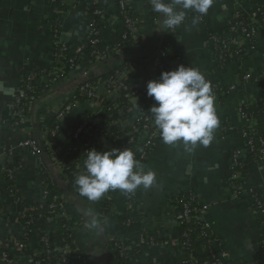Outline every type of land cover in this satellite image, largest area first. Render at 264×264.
Returning <instances> with one entry per match:
<instances>
[{
    "label": "crops",
    "instance_id": "obj_1",
    "mask_svg": "<svg viewBox=\"0 0 264 264\" xmlns=\"http://www.w3.org/2000/svg\"><path fill=\"white\" fill-rule=\"evenodd\" d=\"M137 40L134 49L122 55V60L109 59L99 65L89 66V55L83 50L80 67L67 78L54 81L50 70L60 65L56 57L60 45L74 46L84 41L89 31L90 17L97 0H0V248L1 239L8 236L10 243L7 256L10 264H34V258L42 255L43 238L52 239L54 248L61 250L73 245L77 256L83 255L90 264H108V240H124V233L109 221V236L104 232L105 223L97 214L95 201L80 195L65 176L55 169L54 178L60 185L66 204L65 210L73 222L72 242L52 220L37 223L32 231L27 250L21 247L20 236L24 231L20 223L22 211L43 203V186L38 182L42 164L37 156L24 149L14 157L9 149L18 148L19 142L32 138L43 145L48 140L52 124L57 123L60 110L76 95L86 82L99 80L113 73L125 60H145L148 65L135 67V73L125 83L130 90L147 86L148 81L158 79L161 71L156 58L165 51L169 58L163 64L171 66L181 58L185 67L198 68L214 85L240 87L241 71L249 76L244 87L246 101L264 103V32L255 37V49L242 63L228 67L219 66L209 42L212 34L222 35L226 23L238 11L250 12L251 4L242 0H214L207 13L208 23L192 20L199 13L187 10L186 18L173 31L161 26L160 14L153 11L150 0H126ZM264 10V0H259ZM170 2V0H165ZM118 8L112 7L99 23L103 28L105 44L117 39ZM61 69V68H59ZM50 72V73H48ZM241 77V78H240ZM29 78L39 79L51 91L35 112L23 116L17 114L20 107L22 86ZM101 97L108 96L107 82L97 83ZM215 98L219 127L208 147L199 144L186 152L182 142L173 146L163 143L159 136L155 150L148 156L145 171L155 173L153 185L135 191L134 205L129 210L124 195L119 190L112 195V215L140 217L147 234L158 241L152 248L143 250L132 264H185L186 253L180 242V226L174 214V200L183 193L194 192L198 205L205 210L204 221L211 236L212 247L225 264H264V224L262 216L252 206L248 190H258L264 203V164L252 162L240 134L241 119L238 114L242 105L240 92L221 99ZM152 104L155 103L151 98ZM100 116V108L94 104H80L62 121V145L72 132L85 120ZM130 124V123H129ZM58 145V144H57ZM57 145H53L56 149ZM51 145V147H53ZM245 167L243 175L234 186L232 173L233 155ZM47 159L45 162L48 164ZM50 161V160H49ZM50 168V164H48ZM54 171V170H53ZM14 177L19 200L7 192L5 177ZM11 216L10 223L6 216ZM98 227L91 226L92 220ZM109 238V239H108ZM205 240L193 243L198 264H204ZM52 264H64L53 261Z\"/></svg>",
    "mask_w": 264,
    "mask_h": 264
},
{
    "label": "trees",
    "instance_id": "obj_2",
    "mask_svg": "<svg viewBox=\"0 0 264 264\" xmlns=\"http://www.w3.org/2000/svg\"><path fill=\"white\" fill-rule=\"evenodd\" d=\"M121 0H97V3L94 7V11L90 17V24H89V31L86 35V38L83 42L70 46V45H60L58 50L56 51V57L59 59H64L67 63H62L60 65L54 64V68H61V73L59 78L56 81H60L61 79L67 78V76L77 70L82 63V59L80 55L77 53L79 49H83L90 57L89 59V66L99 65L103 62L108 61L109 59L113 60H122L124 54L132 51L136 46L137 40L134 36V32L132 29L135 27L134 22L130 20L131 12L130 10L122 11L120 8ZM256 10L257 12V22L259 24H264V10L262 9L261 3L258 0L256 3ZM112 7L118 8V24H117V39L112 44H105L104 37H103V28L100 26V22L104 19L105 13ZM99 13V14H98ZM128 14V16H126ZM236 18L237 28L242 30L243 28L250 30V27L253 26V20L247 14L242 12H236L233 17ZM202 22L208 23L209 19L207 14L202 16ZM231 20L226 23V27L223 30V34L230 39L235 38L236 36L234 33H231ZM132 25V27H131ZM221 36L219 34H212L210 36L209 46L211 51L214 53L216 60L220 67L225 68L234 63H242L249 55L247 54V49L251 46H255V37L253 39H249L248 46L244 49H239L235 46H229L225 52L222 54V49H224V45L222 44ZM91 41H96L95 45H91ZM229 42V41H227ZM246 49V51H245ZM106 50L112 51H120L121 54H112V56L105 58V59H97L94 52H106ZM172 68L176 69L179 65H183L181 58L174 59L172 61ZM148 63L143 60H125L124 64L116 69L113 73L107 74L99 78V80H93L86 82V84L92 85L97 84L100 81L109 82L114 80L115 78H122L125 82L129 77H131L135 73V67L143 68L146 67ZM50 70L52 73L54 70ZM48 72V73H50ZM242 83L240 87L236 89H232L230 86L222 85H214L213 94L216 95H223V98L227 97L229 94L234 92H240L242 98V104L239 109V116L241 119V126H240V134L243 137V133H248L249 138L243 139L246 143L249 139H251L254 143H256L255 151L251 152L248 150L247 158L250 159L252 162L264 164V146L259 144V140H264V103H251L246 101V97L244 95V87H245V80L244 78L247 76L245 73H242ZM240 77V78H241ZM28 80V79H27ZM22 86V92H24L25 97L20 102V107L17 110V114L23 113V116H27L30 114L28 111L30 106H33L36 102L44 99L50 93L51 89L49 86L41 83L39 79L36 78L34 88L30 89L28 86V81ZM135 90H128L123 89L124 93L129 92H136L138 96H142L144 99L139 103V105H144L145 108L150 110L153 106L150 97L147 95V87L141 86ZM216 98V97H215ZM87 101L84 96H79L76 94L71 100L70 103L79 105L83 104ZM120 102V101H119ZM123 103V99L121 100ZM125 105H120L116 108H108V112L103 117L107 123L116 122L118 121L129 119L132 115L125 114V116H121V112L124 109ZM246 115V116H245ZM245 116V117H244ZM149 118L154 119L151 112H149ZM82 124L90 125V120L83 121ZM57 127H59L57 129ZM61 125H58L56 122L52 124L51 132L48 134V140L43 144L40 145L41 153H42V166L43 171L38 178V182L43 186L45 191H48L47 200L44 203L37 204L36 206L30 209H24L22 211V216L20 218V223L24 228L20 236V244L21 247L24 248V251L27 250L29 246V240L32 238L33 234L32 231L36 227L37 223L44 220H52L53 222L57 223L59 227L64 232L67 241L72 242V229H73V222L64 216V210L58 206L54 202V198L56 196L62 195L60 190L59 183L54 178V171L52 168L49 167V163L47 164L45 161L47 160L48 150L51 149V145L54 144L59 145V141L61 138ZM103 127L100 129L102 130ZM131 129L128 127L126 131H130ZM121 133V126H115L111 133L105 137V140H113L114 137ZM79 140L74 139L71 135L67 140L60 145L64 153L69 151V149L75 147L78 144ZM54 148V146H53ZM155 150V144H151L148 156ZM44 156V158H43ZM148 158V157H147ZM146 158V160H147ZM45 159V160H44ZM74 159H80L79 153L75 154H68L64 158L65 164L67 165L70 161ZM141 161V162H145ZM51 162V161H50ZM233 162V158H232ZM247 167L243 166H233L232 173L243 175L244 171ZM67 178L71 185H75L74 181L77 175H79L78 169L71 168L70 170L66 171ZM247 177V176H245ZM245 177L243 183H245ZM51 179L50 184H47V180ZM16 179L10 175V177H5V181L8 184L7 192L10 196L16 197V199H20L17 195L16 189ZM234 186L237 185V181H233ZM77 187V186H76ZM78 188V187H77ZM252 199V206L255 211L259 212L262 215V223L264 224V203L261 199V196L258 190H253V193L250 194ZM84 197V196H83ZM86 198V197H84ZM135 198V192L129 194V197H126V203L128 205H133ZM198 198L194 192L190 193H183L179 197L174 200V214L175 215H182L185 214L186 211L189 212L188 218L183 219L180 226V242L185 243L188 246V250L191 252L193 258L196 261V253L194 251L193 243L196 239H203L205 240L204 249L206 251V261L207 264H219L217 252L212 247L211 239H204L203 235L205 233V222L201 219V208L197 203ZM97 206V214L101 217L107 218L109 221H113L119 229L124 233V240H108L107 243V254H108V264H131L132 262L138 260L143 253L144 248H152L158 241L154 238V236L147 234L145 231L144 224L141 221L140 217H134L131 215H112V200L107 198H101L95 201ZM12 220L11 216H6L5 221L10 223ZM104 232L107 236H109V228L108 224L103 223ZM3 242V246L0 248V264H5L2 262V257L4 254L8 252V248L6 247L7 244L10 243V239L8 236H5L4 239H1ZM263 246V245H262ZM263 248V247H262ZM54 249V241L48 239V242L41 243V250L42 255L40 257L34 258V264H52L54 258L52 255H49L48 252ZM264 249V248H263ZM6 252V253H5ZM82 258L87 260L86 257L80 254ZM11 258V256H10ZM66 262L71 261V258L66 256ZM116 262V263H115ZM189 261L185 262V264H190ZM197 262V261H196ZM198 264V263H197Z\"/></svg>",
    "mask_w": 264,
    "mask_h": 264
},
{
    "label": "clouds",
    "instance_id": "obj_3",
    "mask_svg": "<svg viewBox=\"0 0 264 264\" xmlns=\"http://www.w3.org/2000/svg\"><path fill=\"white\" fill-rule=\"evenodd\" d=\"M213 3L214 0H150L153 11L160 14L164 31L181 25L187 10L199 13L192 20L196 25ZM146 87L147 95L155 101L149 111L163 143L173 146L182 142L186 152L197 144L208 147L212 143L214 130L219 127L215 97L211 82L198 68L181 64L175 70L163 71ZM85 153V171L76 176L74 183L80 195L91 201L101 199L110 190L129 195L141 186L150 188L155 181L154 171H145L129 148L103 152L91 149ZM91 226L98 227V222L93 219Z\"/></svg>",
    "mask_w": 264,
    "mask_h": 264
},
{
    "label": "built area",
    "instance_id": "obj_4",
    "mask_svg": "<svg viewBox=\"0 0 264 264\" xmlns=\"http://www.w3.org/2000/svg\"><path fill=\"white\" fill-rule=\"evenodd\" d=\"M257 1L258 0H242L243 3L247 2V3L251 4L252 10L250 12H243V11H238V12H242L244 14H247L249 17H251L253 20V26L250 27L249 31L246 28H243L242 30H240L237 28V23H236L237 15L235 17H233L231 19L229 26H231V33H234V35L236 37L233 39H230V37H227L224 34L220 35L221 36L220 41L225 46L224 49L221 50L222 54H223V52H225V50H227L229 48L230 45L235 46L239 49H242V48L244 49L245 47H247L249 45L248 44L249 39H253L260 32H264V24H259L256 20L257 12H255L256 5H254V3H256ZM120 8L122 11L128 10V5H127L126 0H121ZM126 16H128V14H126ZM130 20L133 21L132 16H131ZM200 20L202 21V18H200ZM133 24H135V22ZM131 27H132V25H131ZM175 28L170 29V30L173 31ZM133 29H132V31H133ZM227 41H229V42H227ZM90 44L95 45L96 41H91ZM254 49H255V46H251L249 49H247V54H250ZM245 51H246V49H245ZM82 52H83V49H79L77 51V53L80 55L81 59H82ZM119 52L120 51H116V50L115 51L106 50V52H94V55H96L97 59H105V58L112 56V54H115V53L117 54ZM168 58H169V56L165 51H163L156 58V61H158L161 73L163 71L175 70L174 68H172L173 67L172 64L170 67L163 64L164 60H166ZM60 60H61V63H67L63 58ZM53 70L54 71L51 73V77L55 81L57 78H59L60 73H61V69L54 68ZM248 79H249V76L247 75L244 78L246 83L248 82ZM27 81H28L29 88L30 89L34 88L35 79L29 78ZM99 87L100 86L98 84L89 85V84L85 83L79 87V89L76 93L79 96H82V97L84 96V98L87 99V101L84 104H86V103L87 104H94L100 108V116L90 118L89 119L90 120L89 126H88V124L79 125L72 132L71 135L73 136V138L79 140V142L75 147L69 149V151L64 153V156L66 157V155H68V154H75L77 152V153H79L81 160L80 159H74L66 165L65 161H64L65 157H62L64 150L61 146L55 144V146L57 145L56 149H53V147H51V149L48 150L47 157L52 163V170H54V172H55V169H56V171H58L61 175L65 176L66 179H68L67 175H66V171L70 170L71 168L78 169L79 174L84 173L85 169L83 166V160L86 158L87 153H85V152L88 150L95 149L97 151L103 152V151L111 150L113 148H118L120 150H123L125 148H129L130 150H132L134 152V158L139 160L140 163H142L141 161L146 160V158L148 157V153H149L151 144H153V142L155 144L156 139L160 136L157 128L154 125V119L149 118V112H150L149 109L147 110L144 105H139V103L144 98L140 95L138 96V94L136 92L124 93L123 89H126V91H128L130 89H129V87H127L126 83L122 80V78H115L114 80H111L109 82V84L107 83L108 96H106L104 98L99 95L100 94ZM232 89L234 90V89H236V87H232ZM212 90H213V88H212ZM145 93H147V92H145ZM24 97H25L24 92H21L19 102H21V100ZM214 97H217V95L216 96L214 95ZM122 99H123V103H121ZM41 101H44V100L41 99L40 101L36 102L33 106H30L28 111L30 113L31 112L34 113L36 108H37L38 103H40ZM120 105H125L124 109L121 112V116H125V114H131L132 116L129 119L118 121L119 123H116L115 121L111 122V123H107L103 117L108 112V108H111V107L116 108V107H119ZM77 106L78 105H76V104L68 102L60 110V112L57 116V119H58L57 124L62 126V121L68 115H70V113L73 111V109ZM119 125L121 126V133L119 135L115 136L114 137L115 139H113L111 141L105 140V137L111 133V130L115 126H119ZM101 127H103L102 130L100 129ZM128 127L131 129L130 131H126ZM58 128L59 127H57V129ZM242 138L248 139L249 138L248 133H243ZM259 144L261 146H264V140H259ZM255 146H256V143H254L251 139H249L248 142L246 143V149H248L251 152L255 151ZM17 147L20 149L27 148V149L31 150V152H33L37 156L38 161L42 164V153H41V149H40V144L38 143L37 140L32 139V138L25 139V140L19 142ZM13 150H14L13 148H10L9 152L12 153ZM239 155H240V153H238V152H236L233 155L232 167L233 166H243V163L240 161ZM43 158H44V156H43ZM42 171H43V168H42ZM240 177H241V175L234 174L232 179L239 181ZM50 182H51V179H48L47 184H50ZM247 190H248V193L251 194V193H253L254 189L250 188V190L249 189H247ZM116 191H118V190H116ZM116 191L110 190L109 192L105 193L103 198H107L109 200H112L113 198H112L111 194H114ZM48 194H49L48 191H45V190L43 191V203L46 202ZM127 197H129V195H127ZM54 202L56 204H58V206L64 210L65 214L63 217H66L69 219V216L67 215L66 210H65L66 201H65L64 197L62 195L56 196L54 198ZM133 205H129V210L132 209ZM200 214H201V219L204 221L205 210H203V208H201ZM188 215H189L188 211H186V213L182 214V215H175V218H176V221L178 222V224H180L184 218L187 219ZM102 219H104L103 221L105 223L108 222L107 218L102 217ZM203 237H204V239H210L211 238V236L209 235V232L207 230L206 224H205V233H204ZM42 241L48 242V238H43ZM181 244H182V247H183V249L186 253V257H187L185 259V262L190 260V262H189L190 264H197V262L195 261V259L192 256L191 252L188 250L189 248H188L187 244H185V243H181ZM262 247L264 248V244ZM145 249H147V248H144L143 250H145ZM76 253H77L76 248H74V246L70 245L69 243L67 246H65L61 250L54 248L48 252L49 255L53 256L54 261H58V262H61L64 264H70L69 262H66V259H65L66 256L72 257ZM218 261H219V264H225L222 262V260L220 258H218ZM2 262H4L5 264H10L11 259L9 256L4 254L2 257ZM74 264H90V263L88 260H85L81 256H77V259H76ZM204 264H207V263H204Z\"/></svg>",
    "mask_w": 264,
    "mask_h": 264
},
{
    "label": "water",
    "instance_id": "obj_5",
    "mask_svg": "<svg viewBox=\"0 0 264 264\" xmlns=\"http://www.w3.org/2000/svg\"><path fill=\"white\" fill-rule=\"evenodd\" d=\"M21 150L22 149H20V148H16V149H14L13 151H12V155L14 156V157H17V155H18V153H20L21 152ZM25 151H29V149H27V148H25L24 149ZM47 159H48V157H46ZM48 163L50 164V166L52 167V163L48 160ZM56 180V179H55Z\"/></svg>",
    "mask_w": 264,
    "mask_h": 264
}]
</instances>
